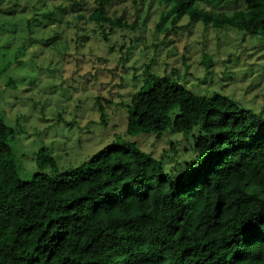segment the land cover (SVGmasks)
I'll return each instance as SVG.
<instances>
[{"label": "trees", "instance_id": "obj_1", "mask_svg": "<svg viewBox=\"0 0 264 264\" xmlns=\"http://www.w3.org/2000/svg\"><path fill=\"white\" fill-rule=\"evenodd\" d=\"M163 1L175 2L174 27L189 16L264 33V0H236L244 7L233 11L215 0ZM105 5L89 19L102 30L127 25ZM147 81L128 107L127 135L192 136L181 175L136 139H119L63 172L42 148L41 171L23 180L16 129L0 115V264H264V112L198 96L170 75Z\"/></svg>", "mask_w": 264, "mask_h": 264}, {"label": "rangeland", "instance_id": "obj_2", "mask_svg": "<svg viewBox=\"0 0 264 264\" xmlns=\"http://www.w3.org/2000/svg\"><path fill=\"white\" fill-rule=\"evenodd\" d=\"M174 5L106 0L108 14L127 24L113 31L89 19L99 0H0V115L16 129L10 144L23 180L41 171L42 148L63 172L119 139H136L168 170L186 173L192 136L127 135L128 107L138 90L153 86L150 74L264 112V33L206 26L189 16L174 27ZM213 7L233 11L244 3L215 0Z\"/></svg>", "mask_w": 264, "mask_h": 264}]
</instances>
